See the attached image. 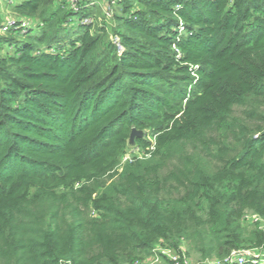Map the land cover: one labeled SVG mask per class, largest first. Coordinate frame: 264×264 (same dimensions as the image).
Listing matches in <instances>:
<instances>
[{
  "label": "trees",
  "instance_id": "1",
  "mask_svg": "<svg viewBox=\"0 0 264 264\" xmlns=\"http://www.w3.org/2000/svg\"><path fill=\"white\" fill-rule=\"evenodd\" d=\"M9 3L0 264L264 250V0Z\"/></svg>",
  "mask_w": 264,
  "mask_h": 264
},
{
  "label": "built area",
  "instance_id": "2",
  "mask_svg": "<svg viewBox=\"0 0 264 264\" xmlns=\"http://www.w3.org/2000/svg\"><path fill=\"white\" fill-rule=\"evenodd\" d=\"M71 7L74 9H77L76 3L78 0H65ZM17 22H21L19 25H17ZM27 27L29 25V22L26 19H18V18H9L7 19L6 23L3 25V30H5L7 27ZM181 28V25H180ZM24 31V30H23ZM136 151L130 150L128 154H125L122 157V162H125L129 160L133 154L138 155L139 149L134 148ZM140 156V155H139ZM254 217L255 220H257V217ZM155 252H161L162 254L166 255L174 264H180L181 261H183L184 264H192L189 262V258H186L182 256L176 255L171 250L156 247L154 249ZM246 260H250L252 264H264V250H258V249H240V250H234L232 251L228 256H226L223 260H211L205 264H243L246 262ZM158 261V255L155 254L153 257H150L148 259L142 260V261H136L134 264H149L154 263ZM196 264V263H195Z\"/></svg>",
  "mask_w": 264,
  "mask_h": 264
},
{
  "label": "rangeland",
  "instance_id": "3",
  "mask_svg": "<svg viewBox=\"0 0 264 264\" xmlns=\"http://www.w3.org/2000/svg\"><path fill=\"white\" fill-rule=\"evenodd\" d=\"M22 0H0V16L3 17V25H4V22L7 21V19L9 18H16L15 17V14L13 13L12 11V8H11V5L9 2H14V3H20ZM100 1V0H99ZM33 22L31 21L30 24L31 26L34 25L32 24ZM133 151H136L135 149H133ZM141 155V153L138 154V156ZM257 220L254 219V217H248L246 222L247 224H251L252 222H256ZM245 222V223H246ZM259 227L264 230V222H260L259 223ZM196 258L194 257H189V262L192 263V264H195L194 262H196ZM148 264V263H147ZM151 264V263H149Z\"/></svg>",
  "mask_w": 264,
  "mask_h": 264
},
{
  "label": "water",
  "instance_id": "4",
  "mask_svg": "<svg viewBox=\"0 0 264 264\" xmlns=\"http://www.w3.org/2000/svg\"><path fill=\"white\" fill-rule=\"evenodd\" d=\"M143 132L141 130H136L135 128L132 129L129 139L130 143H133L135 136H142Z\"/></svg>",
  "mask_w": 264,
  "mask_h": 264
}]
</instances>
